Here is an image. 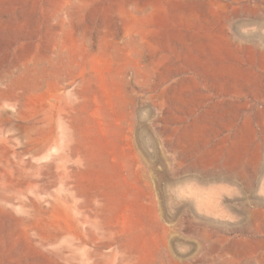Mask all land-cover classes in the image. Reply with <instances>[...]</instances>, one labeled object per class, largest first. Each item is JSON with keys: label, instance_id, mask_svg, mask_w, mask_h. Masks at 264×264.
I'll list each match as a JSON object with an SVG mask.
<instances>
[{"label": "rangeland", "instance_id": "rangeland-1", "mask_svg": "<svg viewBox=\"0 0 264 264\" xmlns=\"http://www.w3.org/2000/svg\"><path fill=\"white\" fill-rule=\"evenodd\" d=\"M0 264H264V0H0Z\"/></svg>", "mask_w": 264, "mask_h": 264}, {"label": "bare ground", "instance_id": "bare-ground-1", "mask_svg": "<svg viewBox=\"0 0 264 264\" xmlns=\"http://www.w3.org/2000/svg\"><path fill=\"white\" fill-rule=\"evenodd\" d=\"M6 89H4L3 93H5Z\"/></svg>", "mask_w": 264, "mask_h": 264}]
</instances>
